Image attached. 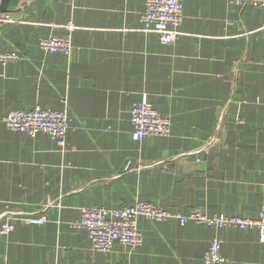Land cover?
I'll return each instance as SVG.
<instances>
[{"label":"crops","instance_id":"0c3cea01","mask_svg":"<svg viewBox=\"0 0 264 264\" xmlns=\"http://www.w3.org/2000/svg\"><path fill=\"white\" fill-rule=\"evenodd\" d=\"M144 0H0V118L17 108L68 101L64 148L0 123V213H44L41 225L16 222L0 233V264H202L209 241L226 264H264L253 228H216L140 217L143 241L92 252L73 224L81 207L136 201L188 213L255 218L264 203V7L183 0L173 44L138 21ZM69 55L38 39L63 35ZM145 100L170 116L168 137L133 140L129 110ZM131 162L125 171L127 162Z\"/></svg>","mask_w":264,"mask_h":264},{"label":"built area","instance_id":"2783aa9c","mask_svg":"<svg viewBox=\"0 0 264 264\" xmlns=\"http://www.w3.org/2000/svg\"><path fill=\"white\" fill-rule=\"evenodd\" d=\"M238 7L251 5L264 7V0H227ZM9 14L0 15V23L10 22ZM138 21L144 33L154 32L162 44H173L183 22V0H144L143 10ZM63 35H49L40 37L38 46L44 52H60L69 55L73 49V22L68 21L63 26ZM19 58L14 51H0V66L13 62ZM59 109L35 106L31 109L17 108L10 110L0 118L5 128L12 132L24 133L34 137L39 133L49 135L60 148H64L66 134L69 129L68 101L61 100ZM129 121L133 127V140H141L145 136L168 137L171 131V118L160 114L145 98L134 104L129 110ZM131 162L125 165L129 170ZM144 217L155 222L174 220L179 225L188 223L216 228H253L257 231L259 240L264 243V203L255 218L227 215L224 213L207 214L198 208H192L188 213L172 210L152 204L136 201L133 205L121 208L81 207L80 219L74 226L85 230L92 252L109 253L115 244L130 250L141 246L143 237L137 226V220ZM48 221L44 213L23 212L7 208L0 213V233L8 235L15 228L16 222L41 225ZM222 256L220 242L213 237L202 257V264H226Z\"/></svg>","mask_w":264,"mask_h":264}]
</instances>
